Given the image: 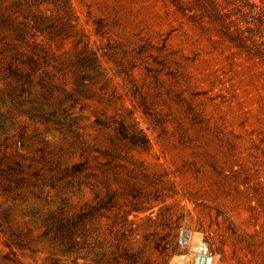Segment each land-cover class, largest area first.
Wrapping results in <instances>:
<instances>
[{"label": "rangeland", "instance_id": "obj_1", "mask_svg": "<svg viewBox=\"0 0 264 264\" xmlns=\"http://www.w3.org/2000/svg\"><path fill=\"white\" fill-rule=\"evenodd\" d=\"M183 227L264 264V0H0V264H176Z\"/></svg>", "mask_w": 264, "mask_h": 264}, {"label": "built area", "instance_id": "obj_2", "mask_svg": "<svg viewBox=\"0 0 264 264\" xmlns=\"http://www.w3.org/2000/svg\"><path fill=\"white\" fill-rule=\"evenodd\" d=\"M179 245L187 252L179 264H199L200 257H204V264H217L218 256L211 251L207 240L191 228L181 229Z\"/></svg>", "mask_w": 264, "mask_h": 264}, {"label": "bare ground", "instance_id": "obj_3", "mask_svg": "<svg viewBox=\"0 0 264 264\" xmlns=\"http://www.w3.org/2000/svg\"><path fill=\"white\" fill-rule=\"evenodd\" d=\"M187 252H183L182 254H181V256L179 257V259H178V261L176 262V264H179L180 263V261L184 258V255L186 254ZM185 264H189V263H185Z\"/></svg>", "mask_w": 264, "mask_h": 264}, {"label": "water", "instance_id": "obj_4", "mask_svg": "<svg viewBox=\"0 0 264 264\" xmlns=\"http://www.w3.org/2000/svg\"><path fill=\"white\" fill-rule=\"evenodd\" d=\"M199 264H204V257H200Z\"/></svg>", "mask_w": 264, "mask_h": 264}]
</instances>
